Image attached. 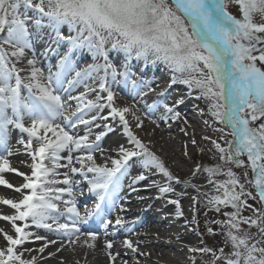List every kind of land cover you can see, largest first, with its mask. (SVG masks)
<instances>
[{
  "label": "snow or ice",
  "instance_id": "obj_1",
  "mask_svg": "<svg viewBox=\"0 0 264 264\" xmlns=\"http://www.w3.org/2000/svg\"><path fill=\"white\" fill-rule=\"evenodd\" d=\"M229 3L238 6L240 18L227 10ZM65 25L69 30L67 35L61 31ZM73 32L75 35L71 34ZM45 36L56 45H66V51L58 58L56 72L49 68L47 76L37 67L34 55L26 57V53ZM84 50L93 62L79 68L73 54ZM110 51L123 53V59H110ZM24 59L30 67L26 77L21 76L24 69L17 67ZM133 60L143 61L145 65L157 62L167 65L172 72L169 86L183 84L189 97L198 93L195 99L206 100L210 115L231 129L233 138L227 141V147L211 141L220 153L219 159L244 167L245 161L241 157L246 155L253 174L248 183L255 188V194L245 190L231 169L224 172L219 165L204 168L209 174V183L221 193L209 196L207 204L216 212H220L221 207L234 210L224 213L225 220L215 221L222 226L228 251L225 247L218 250L190 247L188 251L211 254L210 264L218 261L222 264H264V70L257 66V62L264 64V0H0V148L7 153V156L0 155V174L14 173L24 181L20 186H14L0 175V186L21 196L19 200L0 198V204L14 210L11 215L0 214V221H7L14 231L12 235L0 228L3 240L0 264H36L34 256L25 258V253L33 250L23 247L33 242V237L45 241L36 249L40 253L49 243H56L28 231L30 227L62 233L69 243L75 244L80 239L78 222H86V217L98 214L101 204L106 201L115 205L122 180L128 175V162L133 157L143 156L145 169L156 168L168 180L176 179L133 135L126 118V114L135 115L133 109L117 106L116 94L108 86L109 79L114 83H127L131 79L139 94L146 96L156 91L150 84L132 79L135 76ZM72 73L73 79H67ZM97 79L99 91L106 96L87 99V93L96 89L85 84V92L68 97L77 102L75 110L68 112L66 102L58 92L65 81L73 87ZM183 103L181 97L173 102V106L165 104V112L171 114L173 120L179 119L180 113L175 107ZM105 108L110 110L112 120L119 119L129 142L139 150L121 146L119 158L111 160V167L96 163L92 153L99 145L94 147L88 142L89 134L77 137L58 122L61 117L64 122H70L72 116H76V123L83 125H90L98 118L107 120L108 116L84 118L88 112H101ZM257 121H260L258 125ZM76 123L71 126L75 127ZM137 126L141 125L138 123ZM105 128L113 130L109 125ZM12 130L27 135V139H19L18 143L31 157L30 175L13 168L7 158L13 155ZM216 130L224 131L223 128ZM106 134L102 132L96 140ZM192 143L195 144V140ZM81 149L86 150L87 155L75 157L80 167L72 166L70 171L85 177L88 173L93 174L87 180L88 191L98 201L93 209L85 210V217H81L76 207L73 181L68 173L63 174L62 180L56 178L59 175L56 169L69 167L73 162L69 154L66 157L68 164L59 163L60 153ZM195 171L199 172L200 167L197 166ZM216 175H225L228 179L223 182L212 180L211 177ZM244 175L247 178V172ZM145 179L144 174H139L129 187ZM172 190L167 186L159 188L161 193ZM65 195L70 199H64ZM257 198L261 205L259 209L248 203V199ZM169 203L176 206L178 217L183 216L179 200H169ZM242 209H250L252 215L243 216ZM65 215L71 224L60 222V217ZM100 220L105 229L113 223L104 217ZM115 224L123 227L121 219ZM207 231L213 234L212 228ZM87 235L93 242L98 239L95 233ZM123 245L133 252L139 251L129 239H125ZM87 246L93 248L95 244L87 243ZM113 246L111 241L104 243L110 261H115L118 255L112 253Z\"/></svg>",
  "mask_w": 264,
  "mask_h": 264
},
{
  "label": "bare ground",
  "instance_id": "obj_2",
  "mask_svg": "<svg viewBox=\"0 0 264 264\" xmlns=\"http://www.w3.org/2000/svg\"><path fill=\"white\" fill-rule=\"evenodd\" d=\"M61 31H63L65 35L69 34L66 25L62 27ZM71 34L75 35L74 32ZM65 51V44L62 43L56 45L49 37L45 36L43 41L35 44L32 51L26 53V57L32 58L34 55L37 60V67H39L44 72V75L47 76L49 68H51L53 73L56 72L58 58ZM109 54L110 59H113L114 61L123 59V56L121 55L117 56L112 52ZM73 60L79 68H83L87 64L93 62L86 50L74 53ZM131 63L132 71L136 74V77H141V79L147 78L148 82L152 85L154 84L157 86L162 82L164 88L169 86L168 74L163 73L159 68L150 65H140L135 60ZM17 67L24 69V71L21 72L22 77H26L30 74V67L27 65V59L18 63ZM73 77L74 73L69 75L67 79H73ZM65 82L67 83V81ZM85 83L89 87L96 89L95 92L87 93V99L95 100L97 95L106 96V93H101L99 91L98 79L87 80L86 82L73 87H70L67 83V91H65L64 87L59 89L58 92L66 102L68 112L75 110L77 102L70 99H68L70 101L67 102L64 97L74 89L83 87V84ZM108 86L116 94L115 103L117 106H127L133 109L135 115H132L131 113L126 114L129 128L133 135L136 136L141 143H143L148 150L154 153L157 157L158 155H162V153L164 154L162 162L164 163L165 168H167L176 179L168 180V178L159 171L150 173L149 171L152 170V168L145 169L143 167V156L133 157L128 162V175L122 180V187L118 193L115 205L113 206L110 202L106 201L101 204V210L98 214L86 217V222H78L77 227L80 228V239L75 244L69 243L68 238L63 236L62 233L30 227L27 229L28 231L43 236L48 241L55 240L56 243H49V246L45 251L40 253L39 251H36V249L42 247L45 241L35 240L33 237V242L26 243L23 246L24 248L33 250L26 252L25 258L30 259L34 256L36 258V264H124V261H127V264H206L202 253L188 251L190 247L198 246L194 240L196 234L195 229L191 230L195 225V217L192 218L187 215L184 204L188 201H186V199L190 197L192 199L191 204L195 208L200 199H205V203H207L209 195L207 194L204 185L195 186L191 183L192 176L187 172L182 173L180 169L174 167L173 163V160H177L179 164L186 162L182 157V153L188 151L185 138L189 137L191 142L194 140L195 135L193 132L190 133L189 136H186L185 129H187V124L182 120V118L188 116L187 114H192L190 107L185 103L191 100V97L187 95L188 92L182 84H172L169 89H164V91H162L161 86L159 93L163 92L164 95H158V97L153 98L148 102L151 104L149 107L152 106L155 110V112L152 113L146 109H137L133 104H130L125 100L126 96L124 92L126 90L124 89L129 87L133 90H137V88L133 87L132 83L121 82L116 86L114 84L111 85V82L109 81ZM173 90L178 92L179 97L186 98V100L184 99L185 101L183 104H179L175 107V111L179 112L181 117L175 120L171 118V114L165 112L164 105L162 106V102L170 96L169 93ZM24 94L27 95L26 90H24ZM195 100L196 99L194 98V101ZM167 101L166 104L171 103L173 106V102L169 99ZM100 102L106 103V101ZM109 112L110 110L105 108L101 112L94 110L88 112L86 115L78 114L84 115L85 119H91L93 115L98 117H109L107 120L98 118L90 125L76 123V116H72L70 122H64L62 117L58 122L61 123L70 134L77 137L89 134L88 142L93 144L94 147L99 145V147L92 153L96 163L98 165H107L108 167H111V160L119 158V149L121 146L125 149L133 150L135 149V145L130 143L129 138L124 134L123 125L119 122V119L112 120ZM137 117L139 120H137ZM72 123H76V126L72 127ZM138 123L141 126L138 127ZM192 123L195 122L192 121ZM160 124H166L167 126L164 129L162 128V130L159 129ZM105 125H109L113 130L108 131L107 128H105ZM89 129L91 130L90 133ZM102 132H106L107 134L102 136L101 140L97 141L96 136ZM167 134H172L173 137H167ZM114 136H116V138ZM19 139H27V135L20 133L19 130H12L10 144L13 155L7 158L10 160L13 168L30 175L31 169L29 165L32 163L31 157L27 155L23 145L18 143ZM101 149L103 151H101ZM135 150L139 151L138 149ZM69 154L73 157L72 165L56 169L57 173H59L56 178L62 180L64 178L63 174L68 173L69 178L73 181V197L75 199L76 207L79 210L81 217H85V210L93 209L94 205L98 203L96 197L88 191L87 180L91 179L93 174L88 173L87 177H85L80 173H71L70 171V167L72 166L77 168L80 167L79 164H76L75 157L87 155L86 150H74L71 153H68L67 151L61 152L60 155L62 159L59 163L65 165L68 164L66 157ZM0 155L7 156V153L0 148ZM45 163L47 164L48 162L46 161ZM139 174H144L146 179L129 187L132 179ZM0 175H3L4 178L14 186H20L24 182L22 177L17 176L14 173H3ZM224 179L223 175L222 177L221 175H216L212 178V180L217 182H221V180ZM177 180H179V183H177ZM76 182H79L78 188L76 187ZM165 186L171 187L173 190L169 193H161L159 188ZM57 187L66 186L57 185ZM194 197L195 200L193 199ZM0 198L19 200L21 196L20 193H16L11 189L0 186ZM64 199L70 198L65 195ZM169 200H179L183 216L178 217L176 215V206L170 204ZM57 203L60 204L61 202L57 201ZM83 204L84 206H88V208L82 210ZM208 210L210 209L208 208ZM0 214L11 215L14 214V210L6 205L0 204ZM100 217L110 219L113 223L105 229L101 224ZM117 219L125 221H123V227L115 224L114 220ZM60 222L71 224L67 215L60 217ZM17 223L20 224L21 222ZM0 228H3L4 231L14 235V231L7 221H0ZM87 233L97 234L98 239L94 242L91 241ZM73 239H75V237H73ZM125 239L133 241L134 246H136L139 251L133 252L131 249L126 248L123 245ZM106 240L113 242L114 246L111 249L112 253H118L115 261L109 260L104 249V243ZM116 241H120V244H117ZM85 242L94 243L95 247L89 248ZM2 246L3 240L2 236H0V247ZM140 253H143V255Z\"/></svg>",
  "mask_w": 264,
  "mask_h": 264
},
{
  "label": "rangeland",
  "instance_id": "obj_3",
  "mask_svg": "<svg viewBox=\"0 0 264 264\" xmlns=\"http://www.w3.org/2000/svg\"><path fill=\"white\" fill-rule=\"evenodd\" d=\"M227 10L237 18H240V13L238 6L235 4H228ZM259 47V46H258ZM112 53H115L117 56H123V53H117L115 51H110ZM109 52V53H110ZM110 55V54H109ZM89 57L91 58V55L89 54ZM102 62V61H101ZM140 65H145L143 61H137ZM147 65L159 68L160 71L163 73L168 74L169 82L171 81L172 72L167 67V65L163 63L157 62L155 65L149 63ZM257 66L261 67L262 70H264V64H260L257 62ZM102 75V73H101ZM111 82V79L108 80V82ZM110 84V83H109ZM117 84V83H114ZM177 84V83H176ZM180 84V83H179ZM183 85V84H182ZM187 92L188 89L185 85H183ZM170 96L167 97L162 102V106L168 102L169 99L171 102H174L176 99L181 98L179 97V94L176 90H173L169 93ZM198 95V93H193L191 98H195V96ZM184 98V97H183ZM186 100V98H184ZM184 100V101H185ZM187 105L191 109L192 114H187L185 118H182L183 122L187 124V129H185L186 136H189L190 133L193 132L195 144L189 140V137H186V144L188 146L187 155L185 153H182L183 159L186 161L185 163L179 164L177 160H173L174 167H177L182 171V173H189L190 176H192L191 183H193L195 186H202L204 185L207 194L209 196L217 195V192L215 190V187L213 184H210L208 182L209 174L204 171L205 167H215L219 165L222 169V171L226 172L229 169L233 171L236 176L241 180V182L245 186L246 191H250L253 194H255V188L248 183V180L253 178V174L250 170V167L248 166V161L246 155L244 157H241L245 161L244 167H238L235 164H226L223 161L219 159L220 153L215 149L213 144L211 143L212 140H215L217 143H219L223 147H227V141L232 140L231 136V129L225 127L223 124H220L216 122L215 118L212 117L208 111V102L204 99L199 100H189L187 102ZM170 106H172L171 103H168ZM107 112V111H105ZM181 118V117H180ZM194 121L195 123H192ZM207 122V123H206ZM260 121H257L256 124L258 125ZM167 125L166 124H160L159 129H164ZM223 128V132H219L216 129ZM162 129V130H163ZM167 137H173L172 134H167ZM205 137H208V139H205ZM175 147V146H174ZM173 147V149H174ZM164 154L158 155V158L162 161ZM197 166L200 167V171L196 172ZM131 172V171H130ZM151 172H158L156 168H152ZM245 172H247V178H245ZM214 177V176H213ZM211 177V179L213 178ZM222 177V175H221ZM224 180H221V182L228 179L225 175H223ZM221 194V193H219ZM188 200V201H187ZM191 198L188 197L186 199L187 203L184 204V207L187 211V215L194 218L195 217V225L191 228L195 229V238L197 248H203V247H209L213 250H218L221 247H225V251H228V247L225 245V236L223 234L222 226L215 223V221H223L226 219L224 213L229 211H234L231 208H223L221 207L220 212H216L214 207L208 206L207 203H205V199H200L197 206L194 208L191 204ZM248 203L251 204L253 207L259 209L261 207L258 198L248 199ZM208 208L210 210H208ZM242 215L243 216H250L252 215V212L250 209H242ZM122 220V219H121ZM212 228L213 234H210L207 229ZM190 230V231H191ZM255 231V229H253ZM117 242V241H116ZM117 244H120L118 241ZM199 253V252H197ZM173 256L172 254H170ZM202 256L206 262V264H210L212 257L211 254H203ZM200 263V262H199ZM217 264H222V262L218 261Z\"/></svg>",
  "mask_w": 264,
  "mask_h": 264
}]
</instances>
